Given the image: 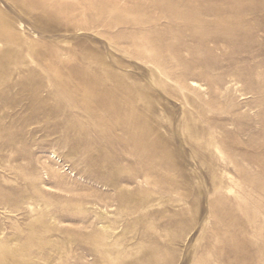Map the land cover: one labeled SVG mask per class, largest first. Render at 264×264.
<instances>
[{
    "label": "rangeland",
    "instance_id": "374dc122",
    "mask_svg": "<svg viewBox=\"0 0 264 264\" xmlns=\"http://www.w3.org/2000/svg\"><path fill=\"white\" fill-rule=\"evenodd\" d=\"M0 264H264V0H0Z\"/></svg>",
    "mask_w": 264,
    "mask_h": 264
},
{
    "label": "bare ground",
    "instance_id": "6f19581e",
    "mask_svg": "<svg viewBox=\"0 0 264 264\" xmlns=\"http://www.w3.org/2000/svg\"><path fill=\"white\" fill-rule=\"evenodd\" d=\"M196 32L199 33L198 30H197ZM150 49H152V48H150ZM171 56H172V55H171ZM174 58H175V57H174ZM84 78H85V77H84ZM113 108H114V107H113ZM125 124H126V123H125ZM126 125H127V124H126ZM149 151H150V150H149Z\"/></svg>",
    "mask_w": 264,
    "mask_h": 264
}]
</instances>
